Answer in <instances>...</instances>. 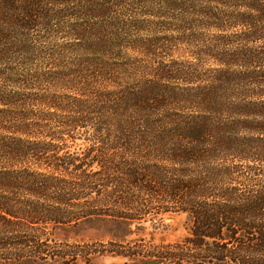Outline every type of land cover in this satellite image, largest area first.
Wrapping results in <instances>:
<instances>
[{"label":"trees","instance_id":"16d2710c","mask_svg":"<svg viewBox=\"0 0 264 264\" xmlns=\"http://www.w3.org/2000/svg\"><path fill=\"white\" fill-rule=\"evenodd\" d=\"M99 254L264 264V0H0V264Z\"/></svg>","mask_w":264,"mask_h":264},{"label":"rangeland","instance_id":"374dc122","mask_svg":"<svg viewBox=\"0 0 264 264\" xmlns=\"http://www.w3.org/2000/svg\"><path fill=\"white\" fill-rule=\"evenodd\" d=\"M166 228L162 229L158 233H148L147 238L153 239L156 242H177L184 239L190 232V222L186 215L173 214L166 218ZM118 231V226L110 224V226L104 225V223L89 222L82 223L77 228H68L66 230L59 231L57 236L60 240L68 239L74 241H85L89 243H95L103 241L105 243L112 240V235ZM125 259L113 256L111 254H99L91 257L90 264H124ZM80 264H86L80 262Z\"/></svg>","mask_w":264,"mask_h":264}]
</instances>
